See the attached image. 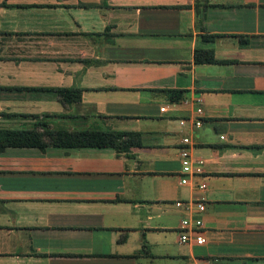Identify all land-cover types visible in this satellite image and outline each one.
Segmentation results:
<instances>
[{
	"label": "crops",
	"instance_id": "crops-1",
	"mask_svg": "<svg viewBox=\"0 0 264 264\" xmlns=\"http://www.w3.org/2000/svg\"><path fill=\"white\" fill-rule=\"evenodd\" d=\"M0 130L44 140L0 146V264H264V0H0Z\"/></svg>",
	"mask_w": 264,
	"mask_h": 264
},
{
	"label": "trees",
	"instance_id": "trees-1",
	"mask_svg": "<svg viewBox=\"0 0 264 264\" xmlns=\"http://www.w3.org/2000/svg\"><path fill=\"white\" fill-rule=\"evenodd\" d=\"M194 62L213 61L210 50H195ZM174 100H177L181 91L167 90ZM65 93H68V103L78 100L80 91L78 89H58L57 96L65 100ZM123 132H87L79 131L74 133L54 132L52 133L53 143L59 146H110L116 147V140L123 135ZM44 140L41 133L35 130H0V146H36L42 148Z\"/></svg>",
	"mask_w": 264,
	"mask_h": 264
},
{
	"label": "built area",
	"instance_id": "built-area-1",
	"mask_svg": "<svg viewBox=\"0 0 264 264\" xmlns=\"http://www.w3.org/2000/svg\"><path fill=\"white\" fill-rule=\"evenodd\" d=\"M163 110V108L161 109ZM188 139L186 137L182 138V143H187ZM179 158L181 163V173L182 176L178 179V184L183 185L188 183V176L192 175L194 170L191 168V160L186 149L181 148L179 151ZM198 171L197 169L195 170ZM197 187L201 190L205 188V184L200 182ZM174 205L176 207H182L187 212L190 213L188 216H184L179 220V227L177 230L178 240L182 243L193 242L196 245H202L204 243V238L202 236V221L200 214L204 210V204L200 200H187V201H175Z\"/></svg>",
	"mask_w": 264,
	"mask_h": 264
}]
</instances>
